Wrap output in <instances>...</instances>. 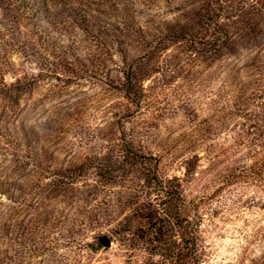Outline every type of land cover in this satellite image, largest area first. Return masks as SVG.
<instances>
[{
  "label": "rangeland",
  "instance_id": "1",
  "mask_svg": "<svg viewBox=\"0 0 264 264\" xmlns=\"http://www.w3.org/2000/svg\"><path fill=\"white\" fill-rule=\"evenodd\" d=\"M200 2L0 0V264H122L117 245L82 247L63 220L126 192L142 168L127 163V149L157 156L166 176H182L198 153L204 177L188 192L207 260L264 264V180L249 178L264 158V135L248 120L264 109L241 114L234 101V86L253 89L264 73L256 60L264 58V26L233 52L206 54L192 43L208 38L190 12ZM248 4L235 17L239 41L253 16ZM115 165L127 176H110ZM65 167L87 176L78 183L112 186L70 207L48 185Z\"/></svg>",
  "mask_w": 264,
  "mask_h": 264
},
{
  "label": "trees",
  "instance_id": "2",
  "mask_svg": "<svg viewBox=\"0 0 264 264\" xmlns=\"http://www.w3.org/2000/svg\"><path fill=\"white\" fill-rule=\"evenodd\" d=\"M246 1L248 0H201L199 6H193L190 12L203 24L204 35L208 38L207 41L194 40L192 43L204 45L203 51L210 55L214 50L233 52L238 44L250 40L252 34L264 26V18L255 15V11L262 12L258 4L264 0H252V4L247 5L253 16L243 24L247 36L239 41L234 38L238 34L235 17L240 16ZM193 3L195 2L192 1V5ZM115 18L122 20L119 21L120 24L125 23L122 17L115 15ZM117 28L120 32L123 31L118 25ZM193 51L199 52L197 49ZM256 60L259 63L264 62L263 57ZM230 77L234 82L235 75ZM261 78L254 83L256 87L253 89H245L247 85L234 86L235 106L241 114L251 106L264 109V103L261 102L264 96L263 89L260 88L263 80ZM133 94V99L138 97V93ZM253 115L254 117L248 118L252 121L250 126L257 129L258 136L263 137L264 114ZM196 140L198 143L202 142V139ZM129 146L128 144L127 148ZM199 158L198 153H194L186 159L182 176H166L159 171L157 156L127 149L124 153L127 163L141 164L142 168L133 172L132 179L129 180L132 183L126 192L119 191L116 201L101 199L100 203L92 205L91 211L77 209L65 213L63 222L66 231H71L70 234L77 238L80 246L94 251L103 245H117L124 255L122 264H210L207 260V237L201 229L199 206L188 192V186L193 188L192 184L196 181L199 185L204 177L197 176L200 173ZM125 169L115 165L110 168V176L123 178L130 171ZM250 172V179L263 181L264 158L257 159L254 166L250 167ZM245 176L248 175L233 177L240 179ZM81 177L87 176H82L74 168L65 167L50 179L48 185L59 189L70 207L74 202L84 201L85 205V202L88 203L91 198L98 196L106 185L100 180L92 183L86 178L78 183L77 180ZM77 208L85 209L84 206ZM117 208L124 210L119 216L116 214Z\"/></svg>",
  "mask_w": 264,
  "mask_h": 264
}]
</instances>
